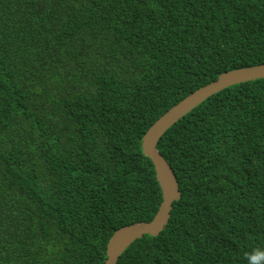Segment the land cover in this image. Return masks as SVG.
<instances>
[{"label":"trees","instance_id":"obj_1","mask_svg":"<svg viewBox=\"0 0 264 264\" xmlns=\"http://www.w3.org/2000/svg\"><path fill=\"white\" fill-rule=\"evenodd\" d=\"M263 63L264 0H0V264H102L111 234L161 201L148 127ZM155 148L178 199L116 264L264 253V77L211 95Z\"/></svg>","mask_w":264,"mask_h":264},{"label":"water","instance_id":"obj_2","mask_svg":"<svg viewBox=\"0 0 264 264\" xmlns=\"http://www.w3.org/2000/svg\"><path fill=\"white\" fill-rule=\"evenodd\" d=\"M263 77L264 63L221 73L214 81L197 88L182 98L148 127L140 139V149L142 154L151 162L160 190L161 201L150 221L127 225L111 234L105 245V259L102 264H116V260L122 251L141 236L154 237L159 234L167 222L172 202L178 199L179 192L174 176L155 148L158 139L175 122L211 95L226 87Z\"/></svg>","mask_w":264,"mask_h":264},{"label":"clouds","instance_id":"obj_3","mask_svg":"<svg viewBox=\"0 0 264 264\" xmlns=\"http://www.w3.org/2000/svg\"><path fill=\"white\" fill-rule=\"evenodd\" d=\"M261 257H264V253L251 255L250 257L251 264H257L258 258H261Z\"/></svg>","mask_w":264,"mask_h":264}]
</instances>
